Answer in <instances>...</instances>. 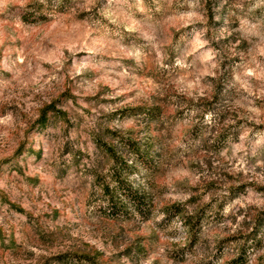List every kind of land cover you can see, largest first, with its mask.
Masks as SVG:
<instances>
[{"label": "rangeland", "instance_id": "374dc122", "mask_svg": "<svg viewBox=\"0 0 264 264\" xmlns=\"http://www.w3.org/2000/svg\"><path fill=\"white\" fill-rule=\"evenodd\" d=\"M104 145L147 209L113 214ZM240 253L264 264V0H0V264Z\"/></svg>", "mask_w": 264, "mask_h": 264}, {"label": "trees", "instance_id": "16d2710c", "mask_svg": "<svg viewBox=\"0 0 264 264\" xmlns=\"http://www.w3.org/2000/svg\"><path fill=\"white\" fill-rule=\"evenodd\" d=\"M47 108H49V107L42 109V111L40 112L39 124L41 126H44L46 123L47 114L50 111ZM121 142H123V141H121ZM125 142L127 144V145L124 144L125 146L130 148L133 152L140 154V153H138L139 151L137 150V148H134V144L132 141L127 140ZM104 146H105V149H104L105 153L111 158L112 161H114L115 164L119 165V167L123 171L121 173L126 174V175H122L121 173H119L118 170L113 171V173L111 174V184L113 186L110 187L111 185L106 184L102 188L103 193L106 196H108V198H109L111 210L114 211L113 214L117 210L123 211L124 209H126L127 205H130L131 207H133L134 211H136V212H141L142 210L147 209L144 194H140L137 191H133L131 186L127 182L126 176H128V173H129L131 166L128 164V162L126 160L117 156V154H116V152L112 146H110V145H104ZM118 192H121V194ZM118 194H120L119 196H121L120 197L121 199H117ZM114 197L116 199H114ZM180 212L181 211H178V209H177L175 211V214L179 215ZM253 241H254V243L258 242V241H256V239H253ZM76 256L77 255H75V257ZM77 258H80V256H78ZM82 258H84V259L88 258L89 259V257H85V256H83ZM229 264H247L246 260H245V255L240 253Z\"/></svg>", "mask_w": 264, "mask_h": 264}]
</instances>
